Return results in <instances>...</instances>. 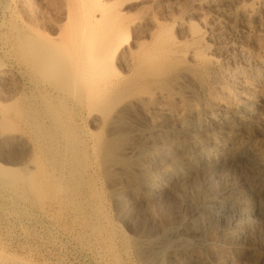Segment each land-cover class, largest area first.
Returning a JSON list of instances; mask_svg holds the SVG:
<instances>
[{
	"label": "bare ground",
	"instance_id": "6f19581e",
	"mask_svg": "<svg viewBox=\"0 0 264 264\" xmlns=\"http://www.w3.org/2000/svg\"><path fill=\"white\" fill-rule=\"evenodd\" d=\"M130 1L40 0L39 5L36 0L0 1V149L16 150L13 158H3L7 166L0 164V182L15 188L25 185L28 192L38 195L47 176L51 177L41 157L57 152L69 160L70 127H64L69 134H55L50 144L42 139L36 149L30 146L28 138L33 135L23 130L29 114L26 108L38 111L43 104L36 101L40 98L36 94L25 95L27 84L32 92H44L53 100L45 108L50 122L59 123L57 110L61 108L76 121L80 118L98 128L95 133L87 132L85 147L96 157L97 172L108 179L128 180L125 190L113 187L110 192L117 205L128 195L139 197L138 189L145 192L146 200L163 192L159 178L186 181L189 175L228 163L238 165L242 160L253 163L248 184L261 194L264 148L252 134L264 126V0H150L160 12H149L145 6L138 17L122 8ZM223 126L235 132L216 147L215 156L196 151L190 144L213 136ZM158 131L165 133L161 139L170 142V150H181L183 163L168 153L171 168L150 177L148 164L162 150L153 135ZM34 150L40 152L34 154ZM30 162L34 171L29 169ZM228 194L224 198L238 200L233 192ZM129 218L126 214L125 220ZM146 232L137 231L138 239L126 243L146 264H166L159 245L146 239Z\"/></svg>",
	"mask_w": 264,
	"mask_h": 264
},
{
	"label": "rangeland",
	"instance_id": "374dc122",
	"mask_svg": "<svg viewBox=\"0 0 264 264\" xmlns=\"http://www.w3.org/2000/svg\"><path fill=\"white\" fill-rule=\"evenodd\" d=\"M149 1L132 0L122 8L125 12L129 10V14H135L134 16L143 11L145 6L149 12L153 9V13L160 12L157 11L158 9L152 8V3L149 4ZM36 3L39 5L40 0H36ZM127 6L129 8L132 6V8L129 9ZM158 15L166 19L165 15L160 13ZM25 86V95L31 97L32 94H36L40 97L36 101L43 104V107H39L40 105L39 108L37 107L38 111L35 107V111L30 106L26 108L30 115L28 114L27 122H25L26 127L24 125L23 130L29 137L30 135L34 136L28 138L30 146L36 149L37 143L42 139H46L45 144H50L54 141L55 134L59 133V136L61 134L64 136L66 132L69 134L67 128L64 127H70L68 130L72 129L70 134L73 133V139L68 145L70 147L67 154L68 162L63 153L49 152L50 155L47 154V158L45 155L41 157H44L43 160L46 159V167L50 168L49 175L53 177L56 171V176L53 178L47 176L46 184L43 185V190L39 191L38 195L28 192L25 185L23 187L21 184L22 186L18 185L20 188L18 186L15 188L7 186L9 185L6 183L7 181L0 182V262L5 261L3 264H146L136 254L135 248L126 243V240H137V231L139 233L147 231L146 239L156 241L155 243L160 247L161 256H165L166 264H264V190L261 194H257L248 184L249 177L253 175L252 162L242 160L243 163L238 162V165H236L237 163H228L224 166L213 167L200 172L199 175H189L186 181L176 178L173 180L159 178L160 184L164 187L162 188L163 192L155 193L156 196L152 194V199L146 200L145 192L138 189L139 197L128 195L123 204L117 205L110 198V192L113 187L124 189L128 185V180L125 177L124 179L121 177L108 179L97 172L94 166L96 157L92 154L89 155L85 147V144L89 142L87 141L89 130L90 133H95L98 128L95 130V127L88 121H81L80 118H77L76 121L72 115L69 116L68 112L63 111L65 109L58 108L57 103H54V106L56 109L58 108L57 111L60 112L61 119L57 124L50 122L45 108L49 106L47 101L52 102L53 100L45 96L44 92L39 93L36 90L32 92L33 88H27V84ZM194 103L205 105L197 100H194ZM218 113L222 116L221 112ZM226 128L223 126L222 130L213 131V136L209 134L199 142L194 141L190 144L196 148V151H209L211 155L215 156L217 154L216 147L233 138L234 130L230 127ZM261 129L262 127L253 132L255 135L252 134V137L254 139L257 137L255 141L257 143L261 141L260 146L264 148V126L262 131ZM237 133L240 137H246L242 132ZM153 135L159 139L162 150H160L161 153L153 155L148 164L150 177H156L157 173L171 168L172 164L168 153L183 163L181 150L177 147L170 150V142L167 143L166 140H163L164 132L158 131ZM207 137L211 139L208 140ZM176 140L184 142L182 137L181 139L177 137ZM35 144L37 145L35 146ZM5 148V152L4 149H0V156L5 154V157H0L2 165H6L3 158H13L15 155L13 153L16 152L12 147ZM7 151L10 152L7 153ZM36 151L40 152V150ZM36 151L34 150V154ZM11 154L13 156H10ZM33 165L31 164V168H29L32 171L35 169L32 167ZM55 165L56 167H54ZM62 169H64V173ZM74 170L77 171V174ZM60 173L63 180L59 177ZM33 174L32 178L37 180V174ZM192 176L194 178L190 179ZM63 190L64 192H61ZM228 192L237 195L238 200L224 198ZM242 192L247 196L246 198ZM217 193L218 196H216ZM210 195L211 197L213 195V198H210ZM219 198L221 199L219 200ZM207 204H211V206H207ZM203 206L208 207L207 211L202 210ZM260 206L262 208H259ZM198 210L199 214H197ZM126 214L130 217L127 220L129 222L125 220ZM131 241L128 242L132 243Z\"/></svg>",
	"mask_w": 264,
	"mask_h": 264
}]
</instances>
